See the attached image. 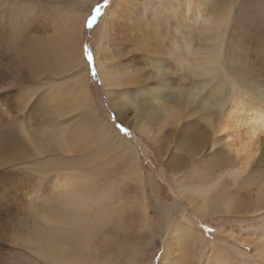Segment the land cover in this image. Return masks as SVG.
I'll return each mask as SVG.
<instances>
[{
	"label": "rangeland",
	"instance_id": "1",
	"mask_svg": "<svg viewBox=\"0 0 264 264\" xmlns=\"http://www.w3.org/2000/svg\"><path fill=\"white\" fill-rule=\"evenodd\" d=\"M151 1L162 14L147 0H0V264H264V152L235 175L213 146L233 85L264 93V0H188L190 13L185 0L170 10ZM171 39L176 58L166 53ZM157 81L175 92L203 88L206 105L150 97L170 116L142 113L140 134L131 128L140 102L116 101ZM76 130L92 138L74 150L56 145L58 131ZM63 176L79 195L88 185L98 208L87 201L78 222L41 224V198Z\"/></svg>",
	"mask_w": 264,
	"mask_h": 264
},
{
	"label": "bare ground",
	"instance_id": "2",
	"mask_svg": "<svg viewBox=\"0 0 264 264\" xmlns=\"http://www.w3.org/2000/svg\"><path fill=\"white\" fill-rule=\"evenodd\" d=\"M158 1L165 3V6H166L165 8L169 9V10L171 9L172 6H177L180 2V0H158ZM166 1H167V3H166ZM185 1L187 2V5L190 3V1H188V0H185ZM145 4L147 5L149 11H155L156 10V12H158V13L161 12V10L158 9V6L156 5V3H153L151 0H147V2H145ZM199 4L200 3L197 1L195 8H194L195 9V15H196V18L193 20L194 26H196L194 21H200L201 19H203L202 13H199L201 11ZM185 7H187L186 13H190L191 7L189 5L185 6ZM149 13H151V12H149ZM197 13H199V14H197ZM160 14H162V12ZM159 15H157V16L159 17ZM152 18H153V16H152ZM152 20H154V19H152ZM170 20H172V19H170ZM172 21H174V20H172ZM185 25H187V28H188L190 24H188L186 22ZM198 25L200 26L201 24H198ZM213 25H214V22L209 23L207 25L206 29L207 30L210 29L211 27H213ZM148 26L150 28H154V25H153V27L150 25H148ZM156 26H157V24H156ZM171 26L176 28V29L179 28V25L177 24L176 21L172 22ZM199 26H197V27H199ZM147 30L148 29H146V31H144V32H141L140 36H139L140 37L139 42L143 48H147V47L151 46V42L149 41V38L151 37V35L147 32ZM178 30H181V29H178ZM157 32L158 31H156V33ZM146 33L148 35H146ZM191 34H193V33H190V34L184 33L183 36H185V38H189V37H191ZM152 36L153 37L156 36L157 38H159L158 34H155V33L152 34ZM176 40H177V38H176ZM152 41H154V40H152ZM170 45H171V49H169V50L166 49V50H168L166 53L169 54L170 57L176 58L177 56H179L177 53L178 44L175 40L171 39ZM188 45H185V47H186L185 52L189 48ZM100 46H103V48L101 50H104V52H105L107 47H105V45H103L102 38H101V45ZM164 47H166V46H164ZM156 50L158 52H162L163 48L160 47V49H158V47H156ZM179 51L181 52V48ZM56 53H57V51H56ZM74 59H76V58L73 57L72 60L74 61ZM97 59L100 60V57L97 56ZM156 59L157 58H155V60ZM99 60H98V66L102 68L103 62H101ZM177 61H178V64H180V61L179 60H177ZM104 71L106 72V75H105L106 79L107 80L110 79L111 69L107 68V69H104ZM162 74H163V76L165 75V73H163V72H162ZM158 75H160V74H158ZM82 77L83 76L79 77L78 79L76 78V82L78 83V81H81ZM83 84L84 83H82L79 86L76 84L78 86V87H76V85H75L76 91H72L73 106H75L74 105L75 102L80 99V96L81 97L85 96L83 94L84 90L82 89ZM79 89L81 91V95H79ZM143 90L147 91V93H146L147 96H145L144 98L138 95L140 93H143V92H141ZM165 93H170L171 98H173L172 102H174L175 99L181 100V98L184 95L186 101H187V99H189L191 101L189 104H192L195 101H198L199 105L202 107V109L205 108L206 95L204 94L203 88L198 89V88H195L194 86H192V87L188 88L187 90H179L178 92H175V91L170 90L169 88H165L160 82H158L156 85H153L152 87L141 86V87L137 88V91L135 92L136 97H134V98H132L130 95H125L124 97L121 96L116 101L117 102L116 109H118V108L120 109L123 107H131L132 104H131V102H129L128 99L136 102L135 103L136 105H137V101H139L140 105L133 106V109L135 110V113H134V120L135 121H133V123H132L133 126L132 127L130 126V127L134 131L141 134V132H146L144 130V124L138 119L139 115H141L142 113H144L145 115L150 114V116L155 117V115H157V112H159L162 114V117H164V120H167L168 116H170V114H169L170 112L166 111L165 109H159V106L157 103H153V102L151 103L148 100V98L153 97V96H157L158 98L162 99L161 97L165 96L166 95ZM48 99H50L53 102L52 103L53 107H51L50 105L45 106L47 108V113L48 112L51 113L48 115L49 116H51L53 114L57 115L56 111H53L54 110V99L51 97L50 98L48 97ZM229 101H230V103H229L227 109L225 111L217 114L218 115L217 116V124L215 127V128H217V130H216L217 138L215 141H213V146L214 145L219 146V152H218L219 158L218 159L222 162L227 161L228 166L231 164L232 168L234 170H236L235 175H238V173L242 172V170L245 171L249 166H251L253 164V162L258 157L259 153L264 152V93L261 92L260 89L257 90L256 87H251L250 85L245 84V83H240V84L238 83V84L233 85V91L230 93ZM58 113H60V112H58ZM50 118H52V117H50ZM56 120H57V118H56ZM104 126H105V129H102L101 132L99 131V134H100V137H101V135H103L105 138H108L109 137V135H108L109 130L107 128V125L104 124ZM78 130H80V129H78ZM53 132H54V130H53ZM218 135H220V136H218ZM97 137L99 138L98 135H97ZM80 138L81 139H84V138L91 139L92 137L88 134L85 135V133H82L79 131H77V132L71 131L68 133H63V132L58 131V133L54 139H61L60 142L56 143V145H62L63 149L67 150L70 148V150L71 149L74 150L75 144H76L77 140H79ZM118 139H119V142H121L122 144L125 143L124 141L121 140V137H118ZM132 162L133 163L131 165L133 167L136 166V164H134L135 161H132ZM223 164H226V162H223ZM71 177H73V176H71ZM71 177L63 176L61 178H56L54 186L51 183V185L53 186V188L51 190L52 193L47 195V196H43L44 198L43 197L41 198V202L45 203V205H43V206L41 205L42 207L40 206L38 208L39 211L43 212V214L41 213L42 214V216H41L42 222L40 220H38V221H40L41 224L42 223H46L47 225H51L54 223L58 224L59 221H61L63 219H68V218H70V219L77 218V222H78L79 218L81 217L82 211L85 210V209H83L82 204L84 202H87V201L91 202V206L88 209H90L92 207L98 208L99 202L95 199V195L89 193L88 185H85L86 192L82 195H79L78 192L76 191L75 186H74V180ZM66 178L68 179V181H66L67 180ZM190 179L191 178L189 177L188 180L190 181ZM95 202H96V204H94ZM37 216H38V214H37ZM167 249H168V247L165 246L163 254H162L163 256L161 255L158 262H160V263L165 262L164 261L166 259L165 257H167V255H168ZM47 250H48V247H47ZM45 252H46V249H45ZM52 252L50 253V255L52 254L51 257L53 256ZM62 253H63V251H62ZM63 255H64L63 257H65V254H63ZM54 259L57 262H60V264L63 261L62 259H59L57 257ZM69 259L67 260V258H65L64 262H66V261L73 262V260H75L74 258H73V260L71 258H69Z\"/></svg>",
	"mask_w": 264,
	"mask_h": 264
},
{
	"label": "clouds",
	"instance_id": "3",
	"mask_svg": "<svg viewBox=\"0 0 264 264\" xmlns=\"http://www.w3.org/2000/svg\"><path fill=\"white\" fill-rule=\"evenodd\" d=\"M99 15H100V13H99ZM99 15H98V16H99ZM98 16H94V19H97ZM92 19H93V18L91 17L90 20H92Z\"/></svg>",
	"mask_w": 264,
	"mask_h": 264
},
{
	"label": "snow or ice",
	"instance_id": "4",
	"mask_svg": "<svg viewBox=\"0 0 264 264\" xmlns=\"http://www.w3.org/2000/svg\"><path fill=\"white\" fill-rule=\"evenodd\" d=\"M97 19H95V21H96ZM94 24V23H93ZM93 24H92V26H93ZM90 54V53H89ZM92 57V56H91ZM87 58H88V56H87ZM91 61H92V59H91Z\"/></svg>",
	"mask_w": 264,
	"mask_h": 264
},
{
	"label": "crops",
	"instance_id": "5",
	"mask_svg": "<svg viewBox=\"0 0 264 264\" xmlns=\"http://www.w3.org/2000/svg\"><path fill=\"white\" fill-rule=\"evenodd\" d=\"M60 263V262H59Z\"/></svg>",
	"mask_w": 264,
	"mask_h": 264
}]
</instances>
